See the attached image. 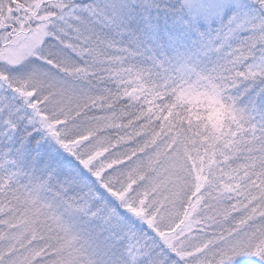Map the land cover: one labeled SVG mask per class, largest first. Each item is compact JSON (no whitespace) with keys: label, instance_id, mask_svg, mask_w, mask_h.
I'll use <instances>...</instances> for the list:
<instances>
[{"label":"snow or ice","instance_id":"1","mask_svg":"<svg viewBox=\"0 0 264 264\" xmlns=\"http://www.w3.org/2000/svg\"><path fill=\"white\" fill-rule=\"evenodd\" d=\"M0 264H264V0H0Z\"/></svg>","mask_w":264,"mask_h":264}]
</instances>
